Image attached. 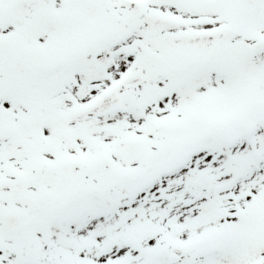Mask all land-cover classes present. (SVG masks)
Masks as SVG:
<instances>
[{"label": "snow or ice", "instance_id": "obj_1", "mask_svg": "<svg viewBox=\"0 0 264 264\" xmlns=\"http://www.w3.org/2000/svg\"><path fill=\"white\" fill-rule=\"evenodd\" d=\"M0 264H264V0H0Z\"/></svg>", "mask_w": 264, "mask_h": 264}]
</instances>
